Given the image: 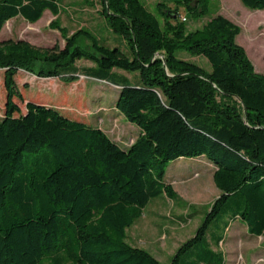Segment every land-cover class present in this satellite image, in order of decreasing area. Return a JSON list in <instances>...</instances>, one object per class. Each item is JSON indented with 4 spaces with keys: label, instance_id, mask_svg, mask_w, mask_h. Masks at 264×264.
<instances>
[{
    "label": "trees",
    "instance_id": "obj_1",
    "mask_svg": "<svg viewBox=\"0 0 264 264\" xmlns=\"http://www.w3.org/2000/svg\"><path fill=\"white\" fill-rule=\"evenodd\" d=\"M99 1L109 29L126 48L109 46L86 29L68 37L57 23L64 48L0 38L6 92L0 264H163L131 246L127 230L151 200L176 197L165 182L168 166L200 157L215 166L220 195L170 264H223L206 238L217 218L240 221L248 234L264 237V75L236 43L241 30L230 20L215 16L191 32L180 20V9L195 19L209 16L215 0H160L155 13L144 0ZM240 1L264 11V0ZM58 3L0 0V34L18 17L35 24L46 11L58 16ZM178 52L205 58L211 71ZM82 60L94 66L79 69ZM116 70L137 73L139 80L133 84ZM20 72L66 85L82 75L120 88L115 110L139 129L137 139L124 149L56 105L28 101L23 113L15 102L23 101Z\"/></svg>",
    "mask_w": 264,
    "mask_h": 264
},
{
    "label": "rangeland",
    "instance_id": "obj_2",
    "mask_svg": "<svg viewBox=\"0 0 264 264\" xmlns=\"http://www.w3.org/2000/svg\"><path fill=\"white\" fill-rule=\"evenodd\" d=\"M160 0H144L151 12H156ZM60 14L53 16L46 11L35 24L21 17L8 21L0 34L2 40H25L39 48L65 47L64 35L53 24L57 23L68 37L80 29L95 33L96 37L109 46H126L115 35L102 16L99 0H59ZM172 10L174 5H170ZM211 14L195 19L180 9V20L185 22L188 31L201 29L212 17L222 16L240 28L236 43L245 49L255 72L264 75V11L250 10L240 0H215L211 2ZM80 46L90 50V43L79 41ZM126 48V47H125ZM177 56L211 71V65L203 57H193L186 52ZM79 69L91 68V62H77ZM137 83V73L115 71ZM23 101L15 99L23 113L28 101L40 105H56L70 119L91 124L100 128L109 138L124 149L129 148L139 135V129L115 110L120 88L106 82L86 78L82 75L71 83L64 84L59 79H40L20 72L16 77ZM24 87H27L24 89ZM6 92L4 71H0V119L5 112ZM215 166L205 157L179 159L172 162L166 171L165 182L176 194L174 199L161 196L150 201L144 213L127 230V242L136 248L148 251L163 264H170L177 250L193 238L207 212L219 197L214 184ZM229 225L225 230L226 225ZM210 249L219 255L223 264H264V237H255L247 232L240 221L227 217L217 218L206 236ZM223 238L217 246L216 240Z\"/></svg>",
    "mask_w": 264,
    "mask_h": 264
},
{
    "label": "crops",
    "instance_id": "obj_3",
    "mask_svg": "<svg viewBox=\"0 0 264 264\" xmlns=\"http://www.w3.org/2000/svg\"><path fill=\"white\" fill-rule=\"evenodd\" d=\"M92 32V31H91ZM93 33V32H92ZM95 35V33H93ZM96 36V35H95ZM123 148V147H122Z\"/></svg>",
    "mask_w": 264,
    "mask_h": 264
},
{
    "label": "water",
    "instance_id": "obj_4",
    "mask_svg": "<svg viewBox=\"0 0 264 264\" xmlns=\"http://www.w3.org/2000/svg\"><path fill=\"white\" fill-rule=\"evenodd\" d=\"M107 8L109 9V6H108V4H107Z\"/></svg>",
    "mask_w": 264,
    "mask_h": 264
}]
</instances>
